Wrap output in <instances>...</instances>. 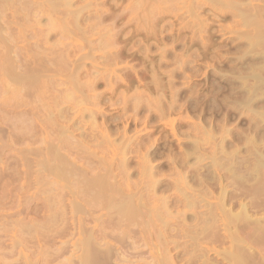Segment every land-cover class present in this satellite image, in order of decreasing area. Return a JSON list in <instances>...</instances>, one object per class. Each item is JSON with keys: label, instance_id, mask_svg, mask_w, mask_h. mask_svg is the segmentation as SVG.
I'll use <instances>...</instances> for the list:
<instances>
[{"label": "rangeland", "instance_id": "1", "mask_svg": "<svg viewBox=\"0 0 264 264\" xmlns=\"http://www.w3.org/2000/svg\"><path fill=\"white\" fill-rule=\"evenodd\" d=\"M2 1L0 0V14H1L0 15V26H1V28H0V32H1L0 33V40H2L1 41L2 43L1 42L0 43L4 44V45L2 46L0 44V46H1V48H0L1 49L0 50V224H1L0 230L2 229L0 231V256H1L0 258L3 260L2 261L0 260V264L1 263L2 264H9V263L10 264H13V263L14 264H26L25 261H27L28 264H33L35 261L37 264H39V263L40 264H56V263L60 264V263H62V261H64L65 258H67V257L71 258V256H72V258H71L72 262H74V264H79V262H77L78 260L76 261L77 257L73 256V255L78 256L79 253H81L80 252L81 249L78 250L77 249L78 246L76 247L75 244H73V241L75 243L77 240V236L79 237L80 234L79 233H78L79 235L77 234L78 231L76 229H78V228H75V227H77L76 223L72 222L73 219H72L71 213H74V212H72V210H71L72 207H70L71 204L69 202L70 200H68L70 195L68 194L69 196L67 198L63 197V199H64V200L62 199L63 201L61 200L63 195L61 196L60 200L63 202V203L61 202V204H63V206L60 207V205H59L60 200L58 202L55 199V197L57 198L59 196L60 191H59V189H57L59 192L56 193L57 191H54V190H56V188L53 187L54 188V190H53V188L49 185V184H51V182L49 181V179L51 177L48 175V177H50V178L46 179V176H47L46 171H45V174L42 173V175H41L42 177H39L40 173L44 170V169L41 170V168H43V166L45 164L51 163L52 161L56 163V160L58 161V159L59 160L61 159L60 161L65 160V159L62 160V158H59V156L57 157L58 152L60 153V157H62V155H64L63 154L64 152L67 153V151H70L67 153V156L72 157V161L74 162V164L73 163L72 164L73 165H76V164L81 165L82 164L87 169V172H86V174H88L87 176H89V174L91 175L93 173L91 171H92V169L94 170V167H96V166L97 167H96L95 171L100 170L99 169L100 167L102 170L103 167L101 165H102V162L104 161L103 159H106L105 157H107V159L104 161L105 165H108V164L114 162V164L116 163L115 165H117V167H118V164H117L118 161H116V160H119L121 156L123 157V155L127 154L128 155L127 164H125V166L126 165L129 166V168L132 166L133 167L130 169H128V167H127V169L130 170V172H131V173L130 172L128 173V170L125 169L126 167H123L120 165L122 167L121 173H122V175H124L123 169H125V170H127V171H125L127 173V175L128 174L130 175L126 179L128 180V178H130V180H132V181H130V183L132 182L131 186L133 184L131 190L133 189V191H143V192L146 189V186L145 185H144L145 187L143 186V182H144V184H146L145 182L147 181V179L143 178V177H145L144 174H142V177H141L142 172L139 170V166L141 167V165H139V166H137V165L139 163L143 162L145 152H146V154L151 153V155H147L148 157L151 156V158L150 157L148 158L151 160H148V161L151 163L152 166H154V167H152L154 169V172L156 173L157 170H158L157 172H159V173L155 174L156 175L155 177L157 179L161 178L160 180H164L163 181L164 185L159 187V189L163 188L164 191L158 190L157 193L160 195H165V196L168 195L167 196L168 198H170V197L172 198L173 196L175 197L179 194L177 187L175 186L172 189L173 186H171V184H170L173 182L171 180V178H174L175 176L177 177L176 172H174L173 166L176 164L177 168H180L181 171H182V169H183V171L184 170L187 171L188 164L195 161V159L188 158L187 159L188 163H186V161L184 162V158H183L184 154L183 153H184V150L190 148L191 144L188 143L189 141H192V139H194L198 136H199L198 139H200L201 137H203V139H205L206 134L208 132V130H207L208 128H210L211 132L214 129L212 134L218 130L216 132L217 134L216 133L213 134V136L215 135V137H213L214 138L213 140L212 139L205 140V142L211 140V144H210V142L205 143V145L201 144L202 145L201 147H204L205 151H204V149H201L200 151L202 153L206 154V156L211 153L209 155V156H211V155H213L212 154L213 151L216 150L217 144H220L219 142L221 141L220 137L222 136L221 132L223 131V129L228 130L229 132H232V133H230V135H234L235 133H238L239 131H242L243 129H247V127L249 125L248 124L249 115H257V113L259 112L258 110H261L264 107V99L263 98H261V99L258 98V100L255 101L254 106H252L251 108L246 107V105H244V103L241 102V99L244 96L243 95L244 93H242V92H244L245 86L250 85L254 81L250 77L248 78L247 75L249 74V71H251V69L254 70V68L256 70L259 69L261 67L262 63L264 62V58H263V56H264L263 48L264 47L261 48L259 45H256V43L254 44V42H256L257 40L253 41L251 39L253 45L256 47L257 46L260 47V48H258V47L257 48L260 51H262L263 54L254 46L251 47L253 49V50H251V48L248 46L249 40H250L249 37L251 34V37L253 39L257 38L256 37L257 35H255V32L252 31V30H254L255 26L254 27H252L253 25H247L246 26V24H244L245 22L242 20L243 18H245V16H240L242 11L245 14H249V15H246V17L251 16V15L254 16L255 15L254 12H255L256 13L255 16L257 18H255V16L253 18L256 21L257 20L259 21L261 18H262L261 21L264 20V14H263L264 13V11H263L264 10V0H244V1L243 0H236V1L235 0H230V1L229 0L228 1L221 0L222 2L220 0H142V2H141V0H137V1L136 0H117V1L116 0H69L71 7L65 5L63 3V1H61V2L58 1L60 4L61 3L64 4V6L62 5L61 7L59 6L60 4L57 5L58 2L56 3V5H51L49 0L48 1L47 0H44V1L43 0H41V1L40 0L39 1L38 0H31L32 2L30 0H24L26 3L23 0H20L22 3L21 2L18 3L19 0H12V1L11 0H2ZM27 1L28 2L30 1V4H32V5H28ZM36 1H37V3H36ZM51 1L55 2L57 0H54V1L51 0ZM7 2H9V4ZM11 2H13L14 5L10 4ZM38 2L41 4H39ZM46 3L48 4V6ZM238 3L240 4V7H239ZM17 4H20V5H18L20 8L18 6H16ZM43 4H46V5H43ZM21 5H23L22 8H21ZM25 5L26 6L28 5V8L24 7ZM250 5H252V6H250ZM13 6L14 7L16 6L19 11L16 8H14ZM49 6H51V7H49ZM194 6L197 8L195 9ZM234 6H235V8H237V10L234 8ZM258 6H260V7H258ZM32 7L35 8V11L33 10ZM38 7H40V8H38ZM42 7H43V9H42ZM76 7H77V9H75ZM122 7L125 8L124 9L125 12H124ZM132 7H135V8H132ZM254 7H255V9H253ZM11 8H13V9H11ZM29 8H30V10H29ZM72 8L75 9V11L72 10ZM5 9H8V10H5ZM14 9H16V10H14ZM26 9H28L29 11L28 10L26 11ZM68 9H71V10H68ZM251 9H253L255 11H253V10L251 11ZM260 9H262V10H260ZM52 10H55V11L53 12ZM62 10H64V12ZM15 11H18V12L15 13ZM31 11H33V12H31ZM37 11H39V12L37 13ZM68 11H70L69 12L70 14L68 13ZM194 11H196L195 12L196 14L194 13ZM239 11L241 13H239ZM51 12H53V13H51ZM72 12H74L75 14L77 13V15L74 16L73 15L74 13L72 14ZM80 12H81V14H80ZM111 12H113V13H111ZM2 13H3V15H2ZM29 13H30V15H29ZM67 13L69 16L67 15ZM237 13H238V15H237ZM260 13H262V14L260 15ZM37 14H38V16H37ZM56 15L59 18H57ZM87 15H89V16H87ZM101 15H103V16H101ZM11 16L12 17L15 16V18L13 17V19H10V18H12ZM70 16H72V17H70ZM73 16L75 18H73ZM19 17H22V18H19ZM23 17L24 18L26 17L25 18L26 21ZM258 17L259 18L261 17V18L259 19ZM20 19H21V21H20ZM72 19L75 21L76 24H74ZM91 19H93L94 22L91 21ZM71 20L73 23H71ZM12 21H14L13 22L14 24L12 23ZM30 21H32V23ZM76 21L79 22L80 24L77 23ZM52 22L54 24L57 23L60 26V28H59L60 30L58 29V25L56 24L57 25V27H56ZM60 22L62 23L61 25H60ZM84 22H86V23H84ZM262 22H264V21H262ZM69 23H70V25L72 24V26L68 25ZM31 24H32V26H31ZM51 24H53V25H51ZM86 24H88V25H86ZM99 24H100V26H99ZM8 25H10V26H8ZM14 25H15V27H13ZM75 25H76V27H75ZM4 26L5 27L7 26V28H5ZM20 26L22 28L18 29V28H20ZM199 26H200V28H199ZM10 27H11V29H14V31L10 30ZM28 27H29V29H28ZM65 27H67V28H65ZM74 27L77 28L79 31L78 30L76 31V29ZM103 27L106 29H104ZM16 28L18 29V31H16L17 30ZM25 28H26V30H24ZM61 28L64 30H62ZM89 28H90V30H89ZM34 29H35V31H34L35 34H34V32H32ZM39 29H41V30H39ZM7 30L9 32H11L12 34L7 32ZM83 30L86 32L84 33ZM20 31H21V33H20ZM51 31H53V32H51ZM63 31H65L67 35ZM4 33H5V35H3ZM79 33H80V35H79ZM87 33H89V34H87ZM252 33H254L253 34L254 37H253ZM21 35H22V37H21ZM38 35H39V37H38ZM30 37H32V38H30ZM42 38H45V39H42ZM248 38H249V40H248ZM9 39L11 42L9 41ZM14 39H15V41H14ZM21 39H22V41H21ZM31 39H33V40H31ZM91 39H93V40H91ZM23 40H25V41H23ZM60 40L62 43H59V42L57 43V41H60ZM14 42H16V43L18 42V43L16 44ZM24 42L27 45H25ZM49 42L51 43V45H49ZM89 42H91V43H89ZM105 42L107 44H105ZM39 43H41V44H39ZM55 43H57V44L55 45ZM42 44H43V46H42ZM90 44H91V46H90ZM15 45L18 48L15 47ZM52 45L53 46L55 45V46L53 47ZM83 45H85V48ZM87 45H88V47H87ZM93 45H94V47H93ZM38 46H39V49H38ZM50 46H52V48ZM21 47H22V52H21ZM24 47H26V48H24ZM74 47H75V49H74ZM3 48L4 49L6 48V49L3 50ZM44 48L45 49L47 48L46 51ZM48 48H50V51ZM254 48H256V50ZM43 49H44V52H42ZM65 49H66L67 53L65 52ZM36 50H38V52H36ZM4 51H6V53ZM28 51L29 52L31 51V52L29 53ZM33 51H35V52H33ZM52 51H54V53ZM241 51H242V53H241ZM2 52H4V53H2ZM23 52L24 53L26 52V54H22ZM246 52H247V55H246ZM75 53H76V55H75ZM84 53L87 55H85ZM14 54H15V56H14ZM46 54H50V55H46ZM51 54L52 55L54 54L53 56H56V55H58V56H56V59H55V57H53ZM12 55H13V58L15 57L16 62L14 59H12ZM22 55L26 56L27 58L23 57ZM62 55H64V56L66 55V57H68V59L63 56L64 58H66V60L64 61V59H61L63 57H60ZM69 55H71V56H69ZM34 56H37L36 59ZM243 56H244V58H243ZM69 57H70V59H69ZM17 58L19 60H17ZM24 58H25V60H24ZM38 58H39V60H38ZM40 59H41V61H40ZM46 59H50V60H46ZM59 59H61L62 61ZM105 59H107V60H105ZM57 60H59V62ZM11 61L13 62V64L11 63ZM49 61H50V63H49ZM63 61L66 64L62 63ZM4 63H7L6 67L9 66L8 67L9 70H7V69L5 70ZM36 63H38V64L36 65ZM28 64L31 66L29 67ZM55 64H56V66H54ZM73 64H74V66H73ZM12 65H14V67ZM23 65L28 66L29 67L28 69H30L32 66L39 68V69L37 68L38 71L36 69L37 73L35 70L33 72V74L36 73L37 76L34 77V75L32 73H31V75H33L34 79H36V82H35V80L33 81L35 84L34 87L37 86V83H38V85H40L42 82V84L40 85L41 87L38 86L36 88H33V87L31 88V86H30V85H32L31 83L30 84L27 83L29 85V86H27V84H25V82H24L25 80L22 81L24 83H22V82L20 83L17 80V78L19 76L18 74L22 73V68L23 69L25 68ZM63 65L64 66L68 65V66L65 68ZM96 65L98 66V68ZM11 66H12V68H11ZM15 66H16V68H18V66H21L22 68L19 67V69L16 70ZM41 66H43V68ZM61 66L63 69H59ZM69 67H71V69ZM262 67H264V65H262ZM41 68H42V70H41ZM31 69L33 70L35 68H31ZM43 69L44 70L46 69V70L44 71ZM12 70H13V72H11ZM39 70L44 72V73L42 72L44 74V77H43L42 73H38ZM47 70L48 71L50 70V71L48 72ZM51 70H52V73H51ZM8 71H10L11 73L16 72L18 74L15 73L14 76H16V75L17 76L14 77ZM24 71L29 73V70H24ZM66 73H67V75H66ZM49 74H52V75H49ZM53 74L56 76V78H52V76H54ZM28 75H30V74H28ZM40 75H42V76H40ZM58 76H59V78L61 77L60 79H62V78L63 79L60 80L58 78L59 79V81H58V79H57ZM93 76H95L96 79ZM263 76H264V74H263ZM36 77H38V78H36ZM244 77H246V78H244ZM11 78H13V79H11ZM43 78H45V79H43ZM76 78H78V79H76ZM38 79H39V81H37ZM53 79L55 81L56 80L57 81L56 82L51 81ZM243 79L246 81H244ZM43 80H45L47 82H45ZM81 81H83V82H81ZM84 81H87V82H84ZM17 82L20 83V85H18ZM247 82L249 84H247ZM6 83H7V85H9L7 88L8 90L5 88V86L7 87V85H5ZM10 84H11V86H12V84H15V87H16V85H18V86L24 85L25 86V87L23 86L24 91L21 92V96L18 95V98H17V96H14L13 93H11V89L14 86L12 88H10ZM44 84H45V86H44ZM53 85L56 86V88ZM77 85H80V87ZM42 86H43V88H42ZM51 86H52V88H51ZM39 87L42 88L41 92H40ZM53 87L55 90L53 89ZM63 87H64V89H63ZM83 87H87V88H83ZM82 88L85 90H83ZM9 89H10V91H9ZM46 89L48 90V92L52 89L53 90L48 93ZM65 89H67L68 92L65 91ZM21 90H23V89H21ZM35 90H38V92L40 94L42 92L43 93L40 95ZM6 91H7V93H6ZM44 91H46V92H44ZM66 93H68L69 95ZM70 93H72L73 96ZM14 94H16V93H14ZM61 94H63L64 96L66 95V96L64 97L62 95L63 97H61L60 96ZM44 95H46V96H44ZM57 95H58V97H57ZM19 96L21 98L20 100H19ZM95 96H96V99H95ZM16 98L18 101L16 100ZM51 98H52V100H51ZM54 98L56 100H54ZM38 99H39V101H38ZM22 100L25 102L23 103ZM53 100L55 101L54 103L52 102ZM85 100H87V101H85ZM43 101H44V103L42 105ZM77 101H79V102H77ZM18 102H20V103H18ZM49 102L52 104H50ZM59 102H61V103H59ZM33 103H35L37 105H35V104L33 105ZM45 104H47L46 107H45ZM71 104H73L75 107ZM51 105L53 107H54V105H56L55 109L52 110V112L50 111V114L54 113L53 114L54 116L51 115L53 117L48 115L49 114L48 113L49 112L48 107H50ZM233 105H234V108L232 107ZM17 106H19V108ZM24 106H25V108H24ZM28 108H29V110H28ZM59 108L65 109V111L69 114H66L65 112H63V114H62L63 116H62L61 112L63 110H60ZM165 109H167V110H165ZM254 109H256V110H254ZM57 110H60L59 115H61V116H57L58 114L55 113V112H57V113L59 112ZM20 113H21V115H20ZM64 113H65V115H64ZM77 113H78V115L76 116ZM91 114H93V115L90 116ZM68 115H70V116L72 115V116L70 117ZM100 115L101 116L104 115V116L100 117ZM65 116H66V118H65ZM74 116H76V117H74ZM94 116L96 119L94 118ZM133 117H135V118H133ZM48 118H50L51 120ZM197 118H198V120H197ZM54 119H56V120H54ZM81 120H83V121H81ZM114 120L117 122H115ZM191 120L195 124H193ZM51 121H54L59 125H57ZM66 121L67 122L69 121L71 123L68 122L69 123L68 124ZM216 121H218V122H216ZM47 122H48V124H47ZM81 122H82V124H81ZM51 123L53 124V126ZM103 123H104V126H103ZM41 124H43V125H41ZM50 125H51V127H50ZM62 125H65L64 127H67V128H65V129H67V131L71 130V132H73V135L71 132H68L67 135H63V136H65V137H63L62 134H60V133H62V132H60L61 129H62V131L65 132V129L62 128L63 127ZM83 125H84V127H82ZM170 125H172L173 128H171L172 126H170ZM195 125H197V126H195ZM224 125H225V127L223 128ZM75 126H78V127H75ZM98 126H99V128H98ZM190 126H191V128H190ZM194 126H195V128L196 127L197 128L195 129ZM200 126H202V127L207 126L208 128L204 127L202 130H204L205 132L204 131L202 132V130L200 129ZM198 127L200 130H198ZM104 129H105V131H104ZM171 130H174V131H171ZM100 131L103 134L100 133ZM56 132L57 133L60 132L59 133L60 135L57 134ZM90 132L94 136L91 134L89 135ZM107 132H108L109 136H111V137L106 135ZM130 132H132V133H130ZM177 132H179V133H177ZM219 133H220V135L218 136ZM104 134L108 137V139L111 138V139H109L110 141L112 140V142H110L111 144L108 143L109 142L108 139H103L105 137ZM174 134H176V135H174ZM203 134H204V136H203ZM101 135L102 136L104 135V137L102 138ZM200 135H202V136H200ZM61 136H62V138H61ZM176 136H178V138ZM59 137L61 138V140L58 139ZM89 137H91V138H89ZM192 137H194V138H192ZM45 138L47 139V141H49V139L51 142L53 141L52 142L53 144L56 143V149L55 150L53 148L54 145L52 147V145H51L52 143H50V141L49 142L45 141L46 140ZM146 138H147V140H146ZM149 138L151 141H149ZM151 138L152 139L155 138V139L152 140ZM62 139L64 140V142ZM126 139H127V141H126ZM128 139L130 141H128ZM43 140H44V142H43ZM84 140H85V142H84ZM92 140H93V142L94 141L95 142L93 143ZM142 140L143 141L145 140V141L143 142ZM74 141H76V142L79 141L80 146L78 145L79 143H74ZM80 141H82L83 144H85L84 146L87 150L85 148H83L84 146L81 147L83 144ZM90 141L92 143H90ZM114 141L116 144L113 143ZM117 141H118V143H119V141H122L125 144L124 143L122 144V142H120L118 144ZM40 142L42 145L40 144ZM101 142H102V144H101ZM129 142H131V144ZM141 142L144 143L145 147L140 145V144H142ZM235 142L236 141H233V142L227 141L226 147H230V145L232 146L233 144H236ZM60 143H61V145L64 144L63 147H61V148H63L65 151H63V149H59L60 151L57 150L60 147ZM126 143H128V145ZM138 143H139V146H141V148H138ZM57 144H58V146H57ZM96 144H97V146H96ZM123 145H126L125 147H127L128 149L125 148ZM148 145H149V147H148ZM210 145H211V147H210ZM90 146H92V147H90ZM102 146H104V147H102ZM123 147H124L123 151H125V153L123 151H121V153H120V150H122ZM207 147H209V148H207ZM50 148L51 149L53 148V150H54V152H52V150H51L52 153H50V154L56 153V156H53L54 158L52 156H50V154L48 153L49 152L48 150ZM76 148H78V149H76ZM146 148H147V151H145ZM82 149L85 151H83ZM136 149L138 152L136 151ZM78 150H80V152ZM89 150H92L93 152H91V151L89 152ZM211 150H212V152H210ZM88 152L91 153L89 156L90 158L89 157L88 158L90 160L89 166L92 165L91 166L92 168L87 166V164H86V163H88V161H86V159H88V158L85 159V157L88 156V154H89ZM94 152H95L96 156L94 155ZM122 152H123V154H122ZM198 152H199V149H198ZM70 153H72L73 155ZM78 153H80V154H78ZM46 154H48L49 157H47L48 155L46 156ZM77 154H78L79 158L81 157L80 159L77 158ZM204 154H202V155L205 156ZM113 155H115L114 159H113ZM64 156H66V154ZM64 156H63V158H64ZM116 156H118V157L116 158ZM130 156H131V159H129ZM141 156H143L142 159H141ZM46 157L49 159V161H50V157L53 159H56V160L54 161L52 159L50 162H48ZM70 157H69L68 161H70V159H71ZM98 157H99V159L101 158L103 161L101 162L99 160L97 162L96 160H98ZM110 157H112V160L110 159ZM44 158H46V160ZM75 158H77V159L75 160ZM145 158H147V157L145 156ZM178 158L179 159L181 158L179 164H181V161H183L182 164L183 165L187 164V165L186 166L185 165L184 166H181V165L178 166L177 163H175V161L179 162ZM43 159L45 161H43ZM66 159H68V158L66 157ZM128 159H129V161H128ZM203 159H205L206 161L205 160L204 161L199 160L198 163L202 162L201 164H204V165L206 164L205 165L206 168H208L207 165L210 167L209 164H210L211 159L210 158L206 159V157ZM203 159L201 158V160H203ZM108 160H110L111 162ZM171 160H174V162ZM72 161H70L69 163H71ZM223 161H224V159H223ZM225 161H226V159H225ZM91 162L94 164V166ZM99 162H101V164H99ZM106 162H109V163H106ZM171 162H173L172 164L175 163L173 166H171L172 168L169 165V164H171ZM52 164H54V163H52ZM72 164H69V165L71 167H73ZM41 165H43V166L40 168ZM82 165L80 167H82ZM115 165H113L114 170L115 169H117V170H116V172L113 170L114 174H117L116 178L118 177V180L120 179L121 180L120 182H122V178H121L122 175H120L121 173H120V171H118L119 167L115 168ZM70 166L66 165V167H68V168H71ZM98 166H100V167H98ZM78 167H79V165H78ZM105 167H107V166H105ZM169 168H171L170 169L171 171L169 170ZM208 169H211V168H208ZM119 170H121V169H119ZM171 172H174L175 175L172 174ZM118 173H119V175H118ZM157 174H159V175H157ZM185 174H187V173L185 172ZM43 175H46L45 179L47 180V182H44V181H46L45 179H44V181L39 179V178L43 179L44 178ZM139 175H140V177H139ZM173 175H174V177H173ZM162 177H164L165 179ZM177 178H179V176ZM123 179H125V176L123 177ZM170 180H171V182H170ZM36 181L37 182L41 181V182H39L40 183L39 184V183H36ZM28 182H30V183H28ZM48 182H49V184H48ZM123 182H124V180H123ZM140 182H141V184H140ZM168 182H170L169 184L171 187L168 186L169 185ZM41 183H43V185H45L44 183H47L48 184L47 186H50V189L51 188L52 189L48 192L47 190L49 188L47 186L46 187L48 189L44 188L45 186L43 187V185ZM141 185L143 186L144 189L143 188L140 189L142 187ZM30 186H32V188ZM164 188L168 189V190H165ZM42 189L45 191V193L43 192ZM52 190L54 191L53 193L58 194V196L57 195L55 196V194L52 195L51 194ZM63 190L66 193V191L68 189L65 188ZM63 190H61V192ZM176 190H177V192H176ZM29 191L30 192L32 191V192L30 193ZM46 192H48V194ZM147 192H148V190H145L144 193H147ZM68 193L71 194L70 191ZM174 193H176V194L174 195ZM61 194H63V193H61ZM29 195H30V197H29ZM36 195H38V196H36ZM51 195H52V197L54 196L53 200L55 199L54 202L55 203L57 202L56 203L57 206H56V204H53V203L51 205H53V207H54V205L56 207H60L59 211H58L59 208L55 209V207H54L55 210H52L53 207L52 206L50 207L49 201L52 198ZM71 198L73 199L72 196H71ZM73 200H71V201H73ZM152 200L153 199H150V204H151V202L153 204V201H155V200H153V201ZM44 201H45V203H44ZM51 201H52V199H51ZM68 202H69V204L66 205ZM64 206H66V207H64ZM68 206H69V209L67 208ZM181 207H180L181 210L178 209L177 207L176 208L173 207L174 208V209H172L173 210V212H172L173 216H174V214L178 216V214H177L178 212H175V210L176 211L180 210L179 212H181L183 210V208H181ZM61 208H64V209H61ZM52 211L54 212L55 215L53 214ZM99 211L103 212L104 210L102 211L99 209ZM99 211L97 209V211H94L93 215L95 214V216H96V214H97V216H99L98 214L99 213L101 214V212H99ZM50 212H52V216H51ZM187 213H189V212L187 211ZM73 215H75V217H76L77 214H73ZM78 215L83 216V214H81V215L78 214ZM57 216H60V217H57ZM50 218L52 220H50ZM73 218H74V216H73ZM173 218L169 219V223L171 222L172 225H174V223L176 224V222H177L176 218H174L175 220ZM63 219H65V220H63ZM170 220H173L176 222H172ZM188 220H189V218H188ZM45 221H47V222L44 223ZM69 221H71V222H69ZM91 222L92 221L87 222V224H88L87 228L88 229L94 227L93 223L95 221L93 223H91ZM68 223L70 226L67 225ZM34 224H35V226H34ZM41 224H42L43 228L41 227ZM3 225H4V227H3ZM89 225H93V226L91 227ZM33 226L37 230L35 228H33ZM110 226H111V223H110ZM30 227H32V228H30ZM111 227L113 228V225ZM27 229H29V230H27ZM33 229H34V231H33ZM153 230L154 229L152 228L151 231L153 232ZM61 231H62V233H61ZM35 232H37V233H35ZM22 233H24V234H22ZM31 235H34V236L31 237ZM152 235H148L149 239L147 238V240H149V243H151V240H152V244H153V242L156 243V241H154V240H156V238L152 237ZM61 236H63V237H61ZM51 237L55 238L54 239L55 242L53 241V238H51ZM64 240H66V241H64ZM14 241H15V243H14ZM61 241L63 243L64 242L66 243L68 241L66 243L65 249L61 248L65 245V243L63 245V243ZM183 241H184V239H183ZM61 243H62V245H60ZM224 243H221V245L219 244L217 246V249L222 250L224 247H226V244H229L227 242L225 244ZM71 244L74 245L73 249L71 248V247H73V245H71ZM25 245H27V246H25ZM36 245L39 249L36 247ZM68 245L70 247H68ZM41 247H43V248H41ZM56 247L57 248L60 247L63 251L62 250L60 251V248H58V252H57ZM12 249H13L14 253L12 252ZM45 249L48 251H46ZM66 249H67V251H65ZM70 249H72V250H70ZM40 250H42L41 253H40ZM43 251L44 252L46 251L47 253L46 252L44 253ZM64 251L66 254L64 253ZM74 251H77V253ZM2 252H4V256H2L3 255ZM5 252H7V253H5ZM31 252H33V253H31ZM51 252H53V255ZM61 252L65 255H63ZM35 253H36V255H35ZM67 254H69V255H67ZM207 254L210 258L212 257L213 259L214 258L215 259L218 258V260L220 259L213 250H210V251L208 250ZM20 255H21V258H23V259L20 258ZM45 256H47V257L44 258ZM56 256H58V257H56ZM184 256H178L179 258H176V261H177L176 263L177 264H184L185 263V257ZM54 257H56V259ZM73 257H75V258H73ZM181 257H182V259H181ZM31 258H33V259H31ZM51 258H52V260H50ZM6 259H9V262ZM29 259L31 261H29ZM53 259H55L56 262ZM73 259H74V261H73ZM44 260L45 261L47 260V261L44 262ZM180 260L182 262H180ZM198 263L199 262H196L194 264H198Z\"/></svg>", "mask_w": 264, "mask_h": 264}, {"label": "bare ground", "instance_id": "2", "mask_svg": "<svg viewBox=\"0 0 264 264\" xmlns=\"http://www.w3.org/2000/svg\"><path fill=\"white\" fill-rule=\"evenodd\" d=\"M2 1V0H1ZM12 1V0H11ZM24 1V0H23ZM31 1V0H30ZM30 1L28 2V5H32V4H30ZM39 1V0H38ZM41 1V0H40ZM44 1V0H43ZM48 1V0H47ZM54 1V0H53ZM58 1H63V3L65 4V5H67V6H70V1L69 0H57V1H55V2H52L51 0H49V2L51 3V5H56V3L58 2ZM117 1V0H116ZM137 1V0H136ZM221 1V0H220ZM224 1V0H223ZM226 1H228V0H226ZM230 1V0H229ZM236 1V0H235ZM244 1V0H243ZM3 2V1H2ZM1 2V3H2ZM6 2V1H5ZM15 2V1H14ZM19 2H21L20 0L18 1V3ZM25 2V1H24ZM23 2V3H24ZM32 2V1H31ZM34 2V1H33ZM141 2H142V0H141ZM140 2V3H141ZM145 2V1H144ZM188 2V1H187ZM222 2V1H221ZM242 2V1H241ZM8 4H9V2H7ZM16 3V2H15ZM22 3V2H21ZM26 3V2H25ZM35 3V2H34ZM36 3H37V1H36ZM39 3V2H38ZM63 3H57V5L58 4H60L59 6L61 7L62 5L64 6V4ZM139 3V2H138ZM148 3V2H147ZM232 3V2H231ZM248 3V2H247ZM4 4V3H3ZM7 4V5H8ZM10 4H13V2H11ZM39 4H41V3H39ZM47 4V3H46ZM46 4H43V5H46ZM192 4V3H191ZM221 4V3H220ZM239 4V3H238ZM242 4V3H241ZM2 5V4H1ZM5 5V4H4ZM14 5V4H13ZM18 5H20V4H17L16 6H18ZM24 5V4H23ZM23 5H21V8H22V6ZM28 5L26 6H24V7H27L28 8ZM215 5V4H214ZM245 5V4H244ZM249 5V4H248ZM9 6V5H8ZM14 7V8H16L17 10H18V8L17 7ZM37 6V5H36ZM47 6H48V4H47ZM58 6V7H59ZM66 6V7H67ZM135 6V5H134ZM138 6V5H137ZM197 6V5H196ZM217 6V5H216ZM231 6V5H230ZM250 6H252V5H250ZM249 6V7H250ZM261 6V5H260ZM260 6H258V7H260ZM2 7V6H1ZM19 7V6H18ZM23 7V8H24ZM49 7H51V6H49ZM71 7V6H70ZM92 7V6H91ZM195 7V6H194ZM198 7V6H197ZM197 7H195V9L197 8ZM229 7V6H228ZM239 7H240V4H239ZM20 8V7H19ZM33 8V10L35 11V8L34 7H32ZM31 8V9H32ZM37 8V7H36ZM38 8H40V7H38ZM68 8V7H67ZM123 8V7H122ZM128 8V7H127ZM132 8H135V7H132ZM140 8V7H139ZM193 8V7H192ZM234 8H235V6H234ZM243 8V7H242ZM11 9H13V8H11ZM16 9H14V10H16ZM25 9V8H24ZM42 9H43V7H42ZM48 9V8H47ZM50 9V8H49ZM66 9V8H65ZM75 9H77V7L75 8ZM75 9H73L72 8V10H74L75 11ZM82 9V8H81ZM125 8H123V10H124ZM227 9V8H226ZM236 10H237V8H235ZM253 9H255V7L253 8ZM253 9H251V11L253 10ZM5 10H8V9H5ZM28 9H26V11H27ZM29 10H30V8H29ZM28 10V11H29ZM51 10V9H50ZM68 10H71V9H68ZM191 10V9H190ZM244 10V9H243ZM260 10H262V9H260ZM11 11V10H10ZM19 11V10H18ZM18 11H15V13L16 12H18ZM22 11V10H21ZM25 11V10H24ZM42 11V10H41ZM44 11V10H43ZM53 12L55 11V10H52ZM60 11V10H59ZM63 12H64V10H62ZM241 11V10H240ZM239 11V13H241ZM253 11H255V10H253ZM264 11V10H263ZM5 12V11H4ZM3 12V13H4ZM14 12V11H13ZM31 12H33V11H31ZM30 12V13H31ZM39 11H37V13H38ZM53 12H51V13H53ZM62 12V13H63ZM67 12V11H66ZM70 11H68V13H69ZM124 12H125V10H124ZM131 12V11H130ZM196 11H194V13H195ZM238 12V11H237ZM247 12V11H246ZM3 13H2V15H3ZM20 13V12H19ZM30 13H29V15H30ZM49 13V12H48ZM57 13V12H56ZM68 13H67V15H68ZM74 12H72V14H73ZM102 13V12H101ZM111 13H113V12H111ZM13 14V13H12ZM33 14V13H32ZM43 14V13H42ZM47 14V13H46ZM50 14V13H49ZM55 14V13H54ZM70 14V13H69ZM80 14H81V12H80ZM110 14V13H109ZM108 14V15H109ZM196 14V13H195ZM242 14V15H241ZM240 14V16H245V18H243L242 20L245 22L244 24H246V26L247 25H253L252 27H254V30H252L253 32H255V35H257L256 37L257 38H255V39H253L252 37H251V34H250V40H249V38H248V40H249V47L251 48V47H253L254 45H253V43H252V40L254 41H256V42H254V44L256 43V45H259L261 48H263L264 47V22H262V21H264V20H262L261 21V19L258 21H256L253 17L256 15V13L254 12V16L253 15H251V16H248V17H246V15H249V14H245V13H243V11H242V13ZM244 14V15H243ZM262 13H260V15H261ZM264 14V13H263ZM1 15V14H0ZM20 15V14H19ZM28 15V16H29ZM74 16H76L77 15V13L75 14H73ZM105 15V14H104ZM111 15V14H110ZM237 15H238V13H237ZM17 16V15H16ZM37 16H38V14H37ZM57 16V15H56ZM63 16V15H62ZM69 16V15H68ZM73 16V18H75ZM87 16H89V15H87ZM101 16H103V15H101ZM259 16V15H258ZM3 17V16H2ZM12 17V16H11ZM14 18H15V16H13ZM13 17L12 18H10V19H13ZM70 17H72V16H70ZM78 17V16H77ZM93 17V16H92ZM110 17V16H109ZM114 17V16H113ZM250 17V18H249ZM19 18H22V17H19ZM24 18V17H23ZM26 18V17H25ZM24 18V19H25ZM46 18V17H45ZM51 18V17H50ZM57 18H59L58 16H57ZM64 18V17H63ZM91 18V17H90ZM197 18V17H196ZM225 18V17H224ZM255 18H257L256 16H255ZM18 19V18H17ZM33 19V18H32ZM35 19V18H34ZM40 19V18H39ZM61 19V18H60ZM71 19V18H70ZM78 19V18H77ZM29 20V19H28ZM56 20V19H55ZM65 20V19H64ZM73 20V19H72ZM72 20H71V23H73L74 22V24H76L75 23V21L73 20V22H72ZM79 20V19H78ZM77 20V21H78ZM90 20V19H89ZM96 20V19H95ZM236 20V19H235ZM239 20V19H238ZM17 21V20H16ZM20 21H21V19H20ZM25 21H26V19H25ZM40 21V20H39ZM76 21V22H77ZM88 21V20H87ZM91 21H93V19H91ZM241 21V20H240ZM8 22V21H7ZM6 22V23H7ZM14 21H12V23H13ZM19 22V21H18ZM17 22V23H18ZM31 23H32V21H30ZM38 22V21H37ZM51 22V21H50ZM54 22V21H53ZM52 22V23H53ZM56 22V21H55ZM94 22V21H93ZM96 22V21H95ZM141 22V21H140ZM144 22V21H143ZM242 22V21H241ZM9 23V22H8ZM7 23V24H8ZM16 23V22H15ZM59 23V22H58ZM77 23H79V22H77ZM84 23H86V22H84ZM14 24V23H13ZM20 24V23H19ZM24 24V23H23ZM22 24V25H23ZM38 24V23H37ZM49 24V23H48ZM47 24V25H48ZM54 24V23H53ZM53 24H51V25H53ZM57 24V23H56ZM56 24H54L56 27H57V25ZM62 23L60 22V25H61ZM80 24V23H79ZM93 24V23H92ZM200 24V23H199ZM26 25V24H25ZM30 25V24H29ZM34 25V24H33ZM39 25V24H38ZM50 25V26H51ZM68 25H70V23L68 24ZM86 25H88V24H86ZM98 25V24H97ZM8 26H10V25H8ZM31 26H32V24H31ZM41 26V25H40ZM49 26V25H48ZM70 26H72V24L70 25ZM78 26V25H77ZM83 26V25H82ZM99 26H100V24H99ZM108 26V25H107ZM202 26V25H201ZM245 26V25H244ZM5 27V26H4ZM13 27H15V25L13 26ZM30 27V26H29ZM29 27H28V29H29ZM35 27V26H34ZM75 27H76V25H75ZM74 27V28H75ZM106 27V26H105ZM112 27V26H111ZM203 27V26H202ZM249 27V26H248ZM0 28H1V26H0ZM5 28H7V26L5 27ZM9 28V27H8ZM22 27L20 26V28H18V29H21ZM60 28V26L58 25V29ZM63 28V27H62ZM61 28V29H62ZM65 28H67V27H65ZM73 28V27H72ZM87 28V27H86ZM95 28V27H94ZM104 28V27H103ZM107 28V27H106ZM106 28H104V29H106ZM110 28V27H109ZM199 28H200V26H199ZM17 29V28H16ZM15 29V30H16ZM18 29L16 30V31H18ZM32 29V28H31ZM47 29V28H46ZM70 29V28H69ZM76 29V31L78 30L77 28H75ZM84 29V28H83ZM247 29V28H246ZM257 29V30H256ZM3 30V29H2ZM9 30V29H8ZM7 30V32H9ZM10 30H13L14 31V29H11V27H10ZM24 30H26V28L24 29ZM39 30H41V29H39ZM48 30V29H47ZM60 30V29H59ZM62 30H64V29H62ZM74 30V29H73ZM72 30V31H73ZM85 30V29H84ZM83 30V31H84ZM89 30H90V28H89ZM111 30V29H110ZM249 30V29H248ZM35 31V29L32 31V32H34ZM46 31V30H45ZM58 31V30H57ZM68 31V30H67ZM79 31V30H78ZM82 31V30H81ZM109 31V30H108ZM107 31V32H108ZM3 32V31H2ZM6 32V31H5ZM27 32V31H26ZM43 32V31H42ZM47 32V31H46ZM51 32H53V31H51ZM63 32H65V31H63ZM86 31H84V33H85ZM114 32V31H113ZM250 32V31H249ZM1 33V32H0ZM9 33H11V32H9ZM16 33V32H15ZM20 33H21V31H20ZM23 33V32H22ZM78 33V32H77ZM82 33V32H81ZM94 33V32H93ZM112 33V32H111ZM12 34V33H11ZM19 34V33H18ZM32 34V33H31ZM34 34H35V32H34ZM39 34V33H38ZM65 34H66V32H65ZM87 34H89V33H87ZM110 34V33H109ZM243 34V33H242ZM254 33H252V35H253ZM3 35H5V33L3 34ZM16 35V34H15ZM43 35V34H42ZM67 35V34H66ZM71 35V34H70ZM78 35V34H77ZM79 35H80V33H79ZM78 35V36H79ZM45 36V35H44ZM69 36V35H68ZM67 36V37H68ZM82 36V35H81ZM249 36V35H248ZM21 37H22V35H21ZM34 37V36H33ZM38 37H39V35H38ZM46 37V36H45ZM91 37V36H90ZM100 37V36H99ZM253 37H254V35H253ZM3 38V37H2ZM10 38V37H9ZM18 38V37H17ZM27 38V37H26ZM30 38H32V37H30ZM35 38V37H34ZM23 39V38H22ZM22 39H21V41H22ZM29 39V38H28ZM27 39V40H28ZM37 39V38H36ZM39 39V38H38ZM42 39H45V38H42ZM47 39V38H46ZM90 39V38H89ZM252 39V40H251ZM31 40H33V39H31ZM30 40V41H31ZM41 40V39H40ZM91 40H93V39H91ZM2 40H0V42H1ZM9 41H10V39H9ZM14 41H15V39H14ZM20 41V42H21ZM23 41H25V40H23ZM38 41V40H37ZM44 41V40H43ZM111 41V40H110ZM11 42V41H10ZM36 42V41H35ZM46 42V41H45ZM62 43L61 42V40L60 41H57V43ZM84 42V41H83ZM88 42V41H87ZM97 42V41H96ZM2 43V42H1ZM0 43V44H1ZM8 43V42H7ZM6 43V44H7ZM14 43H16V42H14ZM18 43V42H17ZM16 43V44H17ZM25 43V42H24ZM57 43H55V45L57 44ZM82 43V42H81ZM86 43V42H85ZM84 43V44H85ZM89 43H91V42H89ZM13 44V43H12ZM36 44V43H35ZM39 44H41V43H39ZM38 44V45H39ZM75 44V43H74ZM87 44V43H86ZM97 44V43H96ZM105 44H107L106 42H105ZM2 46L4 45V44H1ZM8 45V44H7ZM25 45H27L26 43H25ZM37 45V44H36ZM35 45V46H36ZM49 45H51V43L49 42ZM54 45V46H55ZM65 45V44H64ZM67 45V44H66ZM104 45V44H103ZM41 46V45H40ZM42 46H43V44H42ZM53 46V45H52ZM52 46H50L51 48H52ZM53 46V47H54ZM63 46V45H62ZM84 46V48H85V45H83ZM90 46H91V44H90ZM11 47V46H10ZM9 47V48H10ZM15 47H17L16 45H15ZM37 47V46H36ZM82 47V46H81ZM87 47H88V45H87ZM93 47H94V45H93ZM92 47V48H93ZM106 47V46H105ZM254 47H256V46H254ZM258 47V46H257ZM256 47V48H257ZM260 47H258V48H260ZM0 48H1V46H0ZM7 48V47H6ZM5 48V49H6ZM18 48V47H17ZM16 48V49H17ZM24 48H26V47H24ZM35 48V47H34ZM64 48V47H63ZM83 48V47H82ZM83 48V49H84ZM91 48V47H90ZM99 48V47H98ZM101 48V47H100ZM247 48V47H246ZM256 48H254L255 50H256ZM257 48V49H258ZM4 48H3V50H5ZM38 49H39V46H38ZM42 49V48H41ZM45 49V48H44ZM44 49H43V51L42 52H44ZM47 49V48H46ZM46 49H45V51H46ZM49 49V51H50V48H48ZM74 49H75V47H74ZM82 49V50H83ZM244 49V48H243ZM1 50V49H0ZM19 50V49H18ZM28 50V49H27ZM60 50V49H59ZM68 50V49H67ZM78 50V49H77ZM76 50V51H77ZM80 50V49H79ZM251 50H253L252 48H251ZM259 50V49H258ZM263 50H264V48H263ZM7 51V50H6ZM6 51H4L5 53H6ZM12 51V50H11ZM55 51V50H54ZM54 51H52L53 53H54ZM57 51V50H56ZM63 51V50H62ZM260 51V50H259ZM4 52H2V53H4ZM20 52V51H19ZM21 52H22V47H21ZM29 52V51H28ZM31 52V51H30ZM29 52V53H30ZM33 52H35V51H33ZM36 52H38V50H36ZM65 52H66V49H65ZM64 52V53H65ZM87 52V51H86ZM262 54H263V52L262 51H260ZM40 53V52H39ZM56 53V52H55ZM67 53V52H66ZM74 53V52H73ZM241 53H242V51H241ZM21 54V53H20ZM19 54V55H20ZM22 54H26V52L24 53H22ZM35 54V53H34ZM85 54V53H84ZM32 55V54H31ZM46 55H50V54H46ZM52 55V54H51ZM54 55V54H53ZM52 55V56H53ZM56 55V54H55ZM75 55H76V53H75ZM85 55H87V54H85ZM246 55H247V52H246ZM6 56V55H5ZM14 56H15V54H14ZM23 57H26V56H24V55H22ZM56 56H58V55H56ZM56 56H53V57H55V59H56ZM64 55H62V56H60V57H63ZM69 56H71V55H69ZM240 56V55H239ZM35 57V59H36V57L37 56H34ZM42 57V56H41ZM51 57V56H50ZM52 57V58H53ZM64 57H66V55L64 56ZM61 58V59H64V61L66 60V58L68 59V57H66V58ZM82 57V56H81ZM94 57V56H93ZM107 57V56H106ZM110 57V56H109ZM27 58V57H26ZM29 58V57H28ZM47 58V57H46ZM243 58H244V56H243ZM246 58V57H245ZM263 58H264V56H263ZM12 59H14L15 60V62H16V59H15V57L13 58V55H12ZM30 59V58H29ZM28 59V60H29ZM34 59V58H33ZM42 59V58H41ZM41 59H40V61H41ZM54 59V60H55ZM58 59V58H57ZM61 59H59V60H61ZM69 59H70V57H69ZM17 60H19L18 58H17ZM24 60H25V58H24ZM38 60H39V58H38ZM43 60V59H42ZM46 60H50V59H46ZM52 60V59H51ZM59 60H57L58 62H59ZM105 60H107V59H105ZM31 61V60H30ZM53 61V60H52ZM56 61V60H55ZM62 61V60H61ZM62 62V63H65V62ZM71 61V60H70ZM9 62V61H8ZM14 62V63H15ZM18 62V61H17ZM20 62V61H19ZM33 62V61H32ZM43 62V61H42ZM68 62V61H67ZM11 63L13 64V62L11 61ZM41 63V62H40ZM49 63H50V61H49ZM53 63V62H52ZM74 63V62H73ZM262 63V62H261ZM264 63V62H263ZM262 63V65H264ZM7 63H4V67H5V70L7 69V70H9V66L8 67H6L7 65H6ZM35 64V63H34ZM33 64V65H34ZM38 63H36V65H37ZM66 64V63H65ZM64 64V65H65ZM255 64V63H254ZM17 65V64H16ZM45 65V64H44ZM43 65V66H44ZM50 65V64H49ZM62 65V64H61ZM63 65V66H64ZM72 65V64H71ZM70 65V66H71ZM80 65V64H79ZM95 65V64H94ZM259 65V64H258ZM262 65H261V67L259 68V69H255L254 67V70H252L251 69V71H249V74L247 75L248 76V78L250 77L251 79H253L254 81L250 84V85H247V86H245V90H244V92H242V93H244L243 95V98L241 99V102L242 103H244V105H246V107H249V108H251L252 106H254V103H255V101L256 100H258V98L259 99H261V98H263L264 99V76H263V74H264V67H262ZM13 67H14V65H12ZM12 66H11V68H12ZM25 68L23 69L21 66H18V68H16V66H15V68H16V70H18L19 69V67H21L22 68V73H20V74H18V73H16V74H18L19 76H18V78H17V80L21 83L22 81H24L25 82V84H32V85H30L31 86V88L33 87V88H36V87H38V86H40L41 84H42V82H41V84L40 85H38V83H37V86L36 87H34V80H35V82H36V79H34V77L35 76H37V71H38V69L36 68V67H31V68H35V69H28L31 65H29L28 64V66H26V65H23ZM43 66H41L42 68H43ZM48 66V65H47ZM51 66V65H50ZM54 66H56V64L54 65ZM68 65H66V66H64L65 68L67 67ZM73 66H74V64H73ZM84 66V65H83ZM97 66V65H96ZM3 67V68H4ZM45 67V66H44ZM85 67V66H84ZM256 67V66H255ZM42 68H41V70H42ZM52 68V67H51ZM54 68V67H53ZM70 69H71V67H69ZM95 68V67H94ZM97 68H98V66H97ZM100 68V67H99ZM248 68V67H247ZM36 69H37V71H36ZM47 69V68H46ZM45 69V70H46ZM59 69H63L62 68V66L59 68ZM68 69V68H67ZM83 69V68H82ZM249 69V68H248ZM15 70V69H14ZM21 70V69H20ZM24 70H29V73H27V72H25ZM34 70L36 71V73L35 74H33V72H34ZM41 70H39V72L38 73H42L43 71H41ZM44 70V69H43ZM44 70V71H45ZM73 70V69H72ZM32 71V72H31ZM41 71V72H40ZM48 71V70H47ZM46 71V72H47ZM50 71V70H49ZM48 71V72H49ZM56 71V70H55ZM63 71V70H62ZM67 71V70H66ZM247 71V70H246ZM10 74H12L13 76L15 75V73H11V72H13V70L10 72V71H8ZM57 72V71H56ZM27 73V74H26ZM31 73L34 75V77H33V75H31ZM44 73V72H43ZM42 73V74H43ZM51 73H52V70H51ZM58 73V72H57ZM63 73V72H62ZM92 73V72H91ZM239 73V72H238ZM247 73V72H246ZM263 73V74H262ZM28 74H30V75H28ZM70 74V73H69ZM74 74V73H73ZM77 74V73H76ZM75 74V75H76ZM241 74V73H240ZM49 75H52V74H49ZM54 75V74H53ZM60 75V74H59ZM66 75H67V73H66ZM234 75V74H233ZM242 75V74H241ZM17 76V75H16ZM16 76H14V77H16ZM39 76V75H38ZM40 76H42V75H40ZM55 76V75H54ZM54 76H52V78H56V76L54 77ZM65 76V75H64ZM71 76V75H70ZM78 76V75H77ZM85 76V75H84ZM246 76V77H247ZM43 77H44V74H43ZM87 77V76H86ZM91 77V76H90ZM94 78H95V76H93ZM246 77H244V78H246ZM36 78H38V77H36ZM42 78V77H41ZM47 78V77H46ZM59 78V76L57 77V79ZM61 78V77H60ZM59 78V79H60ZM74 78V77H73ZM11 79H13V78H11ZM16 79V78H15ZM40 79V78H39ZM39 79L37 80V81H39ZM43 79H45V78H43ZM59 79H58V81H59ZM63 79V78H62ZM62 79H60V80H62ZM76 79H78V78H76ZM80 79V78H79ZM86 79V78H85ZM96 79V78H95ZM244 80V79H243ZM15 81V80H14ZM43 81H45V80H43ZM51 81H54V82H56L54 79L53 80H51ZM244 81H246V80H244ZM24 82H22V83H24ZM45 82H47V81H45ZM81 82H83V81H81ZM84 82H87V81H84ZM13 83V82H12ZM18 83V82H17ZM20 83H18V85H20ZM40 83V82H39ZM58 83V82H57ZM67 83V82H66ZM75 83V82H74ZM9 84V83H8ZM27 84V86H29ZM48 84V83H47ZM51 84V83H50ZM55 84V83H54ZM60 84V83H59ZM71 84V83H70ZM239 84V83H238ZM247 84H249L248 82H247ZM5 85H7V83L5 84ZM4 85V86H5ZM18 85H16V87H15V84H12V86H11V84H10V88H12L13 86V88L11 89V93H13V95L14 96H17V98H18V95H20L21 96V92H23L24 91V88H23V86L24 85H22V86H18ZM49 85V84H48ZM62 85V84H61ZM81 85V84H80ZM80 85H77V86H79L80 87ZM8 86L9 85H7V87L5 86V88L7 89L8 88ZM26 86V87H27ZM44 86H45V84H44ZM50 86V85H49ZM48 86V87H49ZM54 86V85H53ZM60 86V85H59ZM64 86V85H63ZM76 86V85H75ZM88 86V85H87ZM25 87V86H24ZM41 87V86H40ZM39 87V88H40ZM47 87V88H48ZM55 88H56V86H54ZM54 87H53V89H54ZM89 87V86H88ZM29 88V87H28ZM27 88V89H28ZM42 88H43V86H42ZM42 88H40V92H41V89ZM51 88H52V86H51ZM83 88H87V87H83ZM82 88V89H83ZM94 88V87H93ZM230 88V87H229ZM241 88V87H240ZM5 89V90H6ZM21 89H23V90H21ZM52 89V90H53ZM60 89V88H59ZM63 89H64V87H63ZM62 89V90H63ZM71 89V88H70ZM8 90V89H7ZM26 90V89H25ZM47 90V89H46ZM52 90H50V91H52ZM55 90V89H54ZM83 90H85V89H83ZM92 90V89H91ZM232 90V89H231ZM9 91H10V89H9ZM8 91V92H9ZM20 91V92H19ZM37 93H39L38 92V90H35ZM49 91V92H50ZM65 91H67V89H65ZM71 91V90H70ZM69 91V92H70ZM87 91V90H86ZM27 92V91H26ZM44 92H46V91H44ZM47 92H48V90H47ZM48 92V93H49ZM60 92V91H59ZM68 92V91H67ZM90 92V91H89ZM6 93H7V91H6ZM14 93H16V94H14ZM36 93V94H37ZM43 93V92H42ZM41 93V94H42ZM58 93V92H57ZM63 93V92H62ZM65 93V92H64ZM159 93V92H158ZM25 94V93H24ZM31 94V93H30ZM40 94V93H39ZM38 94V95H39ZM40 94V95H41ZM66 94H68V93H66ZM71 95H72V93H70ZM52 95V94H51ZM63 94H61L60 96L61 97H63L62 96ZM69 95V94H68ZM13 96V97H14ZM20 96H19V100L21 99L20 98ZM33 96V95H32ZM44 96H46V95H44ZM59 96V97H60ZM66 96V95H65ZM64 96V97H65ZM73 96V95H72ZM94 96V95H93ZM41 97V96H40ZM51 97V96H50ZM56 97V96H55ZM57 97H58V95H57ZM15 98V97H14ZM17 98H16V100H17ZM39 98V97H38ZM70 98V97H69ZM93 98V97H92ZM42 99V98H41ZM66 99V98H65ZM95 99H96V96H95ZM51 100H52V98H51ZM54 100H56L55 98H54ZM52 101L53 103L55 102V101ZM160 100V99H159ZM240 100V99H239ZM18 101V100H17ZM16 101V102H17ZM23 101V100H22ZM38 101H39V99H38ZM42 101V100H41ZM40 101V102H41ZM85 101H87V100H85ZM158 101V100H157ZM161 101V100H160ZM236 101V100H235ZM25 101H23V103H24ZM35 102V101H34ZM37 102V101H36ZM58 102V101H57ZM77 102H79V101H77ZM81 102V101H80ZM89 102V101H88ZM155 102V101H154ZM18 103H20V102H18ZM43 103H44V101L42 102V105H43ZM47 103V102H46ZM50 103V102H49ZM59 103H61V102H59ZM68 103V102H67ZM83 103V102H82ZM156 103V102H155ZM17 104V103H16ZM35 103H33V105H34ZM48 104V103H47ZM47 104H45V107H46V105ZM50 104H52V103H50ZM56 104V103H55ZM91 104V103H90ZM26 105V104H25ZM35 105H37V104H35ZM57 105V104H56ZM56 105H54V107L51 105L50 107H48L47 109L49 110V116H51V115H53L54 113H52V114H50V111L52 112V110H54L55 109V106ZM71 105H73V104H71ZM158 105V104H157ZM162 105V104H161ZM170 105V104H169ZM21 106V105H20ZM74 106V105H73ZM18 108H19V106H17ZM75 107V106H74ZM160 107V106H159ZM233 108H234V105L232 106ZM239 107V106H238ZM24 108H25V106H24ZM91 108V107H90ZM172 108V107H171ZM17 109V108H16ZM23 109V108H22ZM34 109V108H33ZM57 109V108H56ZM60 109V108H59ZM85 109V108H84ZM163 109V108H162ZM239 109V108H238ZM21 110V109H20ZM26 110V109H25ZM28 110H29V108H28ZM47 110V111H48ZM60 110H63L62 112H61V115L63 114V112H65L66 114H69V113H67L66 111H65V109H60ZM60 110H57V111H59L58 113L57 112H55L56 114H58L57 116H61V115H59L60 114ZM91 110V109H90ZM165 110H167V109H165ZM254 110H256V109H254ZM253 110V111H254ZM258 110V109H257ZM44 111V110H43ZM56 111V110H55ZM170 111V110H169ZM259 112L257 113V115H249V119H248V127H247V129H241L242 131H239L238 133H233L234 135H230V133H232V132H229L228 130H224L223 128L225 127V125L223 126V133L221 132V134H222V136L220 137V139H221V141L219 142L220 144H217V148H216V150L215 151H213V155H211V156H209V155H207L206 156V154H204V153H202L200 150L201 149H204V151H205V148L204 147H201L202 145L201 144H204L205 145V143H207V142H210V144H211V140L210 141H207V142H205V140H208V139H214L213 137H215V135L213 136V134H215V133H213L212 134V132L214 131V129L212 130V132H211V130H210V128H208L207 126V130H208V132H207V134H206V138L205 139H203V137H201L200 139H198V137H196V138H194V137H192V138H194V139H192V141H189L188 143H190L191 145H190V148H188V149H186V150H184V162L186 161V163H188L187 162V159L188 158H191V159H195V161H193L192 163H190V164H188V168H187V171H183V169H182V171L184 172H182L181 170H180V168H177V166H176V164L175 163H177V165L179 166V165H181V166H186L187 164H182V162L183 161H181V164H179L180 163V160H181V158L179 159V162L178 161H175V165L174 164H172L173 162H174V160H171V161H173V162H171V164H169L170 165V167L171 166H173V169H174V172H176V174H177V177L179 176V178H177L176 176L174 177V175H175V173L174 172H171L172 174H174L173 175V177L174 178H171V180L173 181L172 183H170L171 182V180H170V182H168V184L170 183L171 184V186H173L172 187V189L176 186L177 187V190L179 191L178 193V195L177 196H173L172 198L170 197V198H168L167 196H165V195H160V194H158L157 192H158V190H163V188L162 189H159V187H161L162 185H164V180H160L161 178H156L155 176V174L156 173H159V172H157L156 171V173L154 172V169L152 168V167H154V166H152L151 165V163L148 161V160H151V159H148L149 157L151 158V156H147V155H151V153L150 154H146V152L144 153V159H143V162H141V163H139L137 166H139V165H141V167L139 166V170L142 172H140L141 173V177H142V174H144V176L145 177H143V178H145V179H147V181L145 182L146 184H144V182H143V186L145 185L146 186V189L145 190H148V192L147 193H144L145 192V190H144V192L143 191H133V189L131 190V188H132V186H133V184H132V186H131V183H130V181H132V180H130V178H128V180L126 179L128 176H130L129 174L127 175V173L125 172V171H127L128 169H130V168H132V167H130L129 168V166H125V164H127V157H128V155L126 156V155H123V157L121 158L120 157V159L119 160H116V161H118V167H117V165H115L114 164V162H112V163H110V164H108V165H105V163H104V161L107 159V157H105L106 159H99V157H98V160H96L97 162L100 160L101 162H102V170H101V167L100 166H98V167H100L99 169L100 170H98V171H95L96 170V167H94V170L92 169V171L91 172H93L91 175L89 174V176H87L88 174H86V172H87V169L82 165V167H80L81 165L80 164H78L79 165V167H78V165L76 166V165H73L74 164V162L72 161V157H70L71 159H70V161H72L71 163H69L70 161H68L69 160V157L67 156V153L68 152H70V151H67V153H63L64 155L66 154V156H64V155H62V157H60V153L58 152V151H60L59 149H63V148H61V147H63V145H61V143H60V147L56 150L58 153H57V157L59 156V158H62V160L63 159H65L64 161H60L59 159H58V161L56 160V159H53L54 157L53 156H56V153H53V154H50V153H52V152H54V150L56 149V143L55 144H53L51 141H50V139H49V141H50V143H52L51 145H52V147H53V145H54V150H53V148L51 149H49L48 151V153L50 154V156H52L53 158H51L50 157V161L53 159L54 161L56 160V163L55 162H51V163H48V162H50L49 161V159L47 158V157H49V155L48 154H46V158H47V160H48V164H45L44 166L43 165H41L40 166V168L43 166V168H41V170L42 169H44L41 173H40V175H39V177H42L41 175H42V173H44L45 174V171L47 172L46 174H47V176L46 175H43L44 176V178L43 179H41V178H39L40 180H42V181H44V179H45V176H46V179H49L50 177V179L52 180H50L49 179V181L51 182V184L53 185H51V184H49V182H48V184L53 188H56V190H54V188H53V190L54 191H57L56 193H58L59 191V196H58V194H56V193H53L54 191L52 190V192H51V194L52 195H54L55 194V196L57 195L58 197L56 198L55 197V199L59 202V200H60V198H61V196H62V198H61V200L63 199V197L64 198H67L69 195H70V197H69V199L68 200H70L69 202H70V204H71V206L70 207H72V212H74V213H71L72 214V219H73V223H76V226L77 227H75V228H78V229H76L78 232H77V234L79 235V237L77 236V240H76V242L74 243V241H73V244H75V246L77 247L78 246V250H80V252L81 253H79V255L77 256V255H73V256H75V257H77V259H76V261L77 262H79V264H177L176 262V258H179L178 256H184L185 257V263L184 264H194V263H196V262H199L198 264H264V107L261 109V110H258ZM22 112V111H21ZM39 112V111H38ZM164 112V111H163ZM166 112V111H165ZM43 113V112H42ZM65 113H64V115H65ZM90 113V112H89ZM96 113V112H95ZM161 113V112H160ZM19 114V113H18ZM23 114V113H22ZM29 114V113H28ZM32 114V113H31ZM45 114V113H44ZM55 114V115H56ZM94 114V113H93ZM93 114H91L90 116H92ZM20 115H21V113H20ZM19 115V116H20ZM26 115V114H25ZM35 115V114H34ZM39 115V114H38ZM78 115V113L76 114V116ZM164 115V114H163ZM40 116V115H39ZM38 116V117H39ZM48 116V117H49ZM54 116V115H53ZM53 116H51V117H53ZM63 116V115H62ZM68 116H70V115H68ZM72 116V115H71ZM70 116V117H71ZM76 116H74V117H76ZM104 116V115H103ZM103 116H101L100 115V117H103ZM46 117V116H45ZM166 117V116H165ZM168 117V116H167ZM240 117V116H239ZM58 118V117H57ZM65 118H66V116H65ZM94 118H95V116H94ZM133 118H135V117H133ZM187 118V117H186ZM185 118V119H186ZM189 118V117H188ZM225 118V117H224ZM236 118V117H235ZM48 119H50V118H48ZM80 119V118H79ZM96 119V118H95ZM126 119V118H125ZM137 119V118H136ZM148 119V118H147ZM190 119V118H189ZM200 119V118H199ZM246 119V118H245ZM51 120V119H50ZM49 120V121H50ZM54 120H56V119H54ZM84 120V119H83ZM83 120H81V121H83ZM94 120V119H93ZM141 120V119H140ZM197 120H198V118H197ZM35 121V120H34ZM41 121V120H40ZM65 121V120H64ZM115 121V120H114ZM143 121V120H142ZM192 121V120H191ZM51 122H54V121H51ZM67 122V121H66ZM69 122V121H68ZM67 122V123H68ZM115 122H117V121H115ZM170 122V121H169ZM199 122V121H198ZM209 122V121H208ZM216 122H218V121H216ZM222 122V121H221ZM55 124H57L56 122H54ZM61 123V122H60ZM69 123H71V122H69ZM68 123V124H69ZM79 123V122H78ZM85 123V122H84ZM126 123V122H125ZM192 123H193V121H192ZM191 123V124H192ZM201 123V122H200ZM210 123V122H209ZM47 124H48V122H47ZM52 124V123H51ZM64 124V123H63ZM81 124H82V122H81ZM87 124V123H86ZM90 124V123H89ZM168 124V123H167ZM173 124V123H172ZM193 124H195V123H193ZM197 124V123H196ZM41 125H43V124H41ZM57 125H59V124H57ZM56 125V126H57ZM176 125V124H175ZM49 126V125H48ZM52 126H53V124H52ZM55 126V125H54ZM63 127V129H65V128H67V127H64L65 125H62ZM100 126V125H99ZM99 126H98V128H99ZM102 126V125H101ZM103 126H104V123H103ZM142 126V125H141ZM170 126H172V125H170ZM187 126V125H186ZM192 126V125H191ZM191 126H190V128H191ZM195 126H197V125H195ZM195 126H194V128H195ZM50 127H51V125H50ZM75 127H78V126H75ZM74 127V128H75ZM82 127H84V125L82 126ZM150 127V126H149ZM152 127V126H151ZM177 127V126H176ZM205 127V126H204ZM204 127H202V126H200V129L202 130ZM205 127V128H206ZM221 127V126H220ZM44 128V127H43ZM55 128V127H54ZM96 128V127H95ZM97 128V129H98ZM101 128V127H100ZM125 128V127H124ZM171 128H173V126L171 127ZM197 128V127H196ZM195 128V129H196ZM212 128V127H211ZM42 129V128H41ZM53 129V128H52ZM58 129V128H57ZM91 129V128H90ZM112 129V128H111ZM136 129V128H135ZM142 129V128H141ZM199 129V127H198V130H200ZM69 130V129H68ZM77 130V129H76ZM210 130V131H209ZM239 130V129H238ZM237 130V131H238ZM42 131V130H41ZM47 131V130H46ZM45 131V132H46ZM67 129H65V132L64 131H62V129L60 130V132H62V133H60V134H62V136L63 135H67V133L68 132H71V130L70 131H67ZM93 131V130H92ZM104 131H105V129H104ZM118 131V130H117ZM144 131V130H143ZM171 131H174V130H171ZM179 131V130H178ZM188 131V130H187ZM186 131V132H187ZM204 130H202V132H203ZM220 131V130H219ZM236 131V130H235ZM44 132V133H45ZM49 132V131H48ZM88 132V131H87ZM113 132V131H112ZM116 132V131H115ZM142 132V131H141ZM146 132V131H145ZM199 132V131H198ZM205 132V131H204ZM211 132V133H210ZM57 133V132H56ZM59 133H57V134H59ZM72 133V135H73V132H71ZM94 133V132H93ZM100 133H102L101 131H100ZM105 133V132H104ZM126 133V132H125ZM130 133H132V132H130ZM174 133V132H173ZM177 133H179V132H177ZM196 133V132H195ZM43 134V133H42ZM53 134V133H52ZM56 134V135H57ZM59 134V135H60ZM80 134V133H79ZM91 134V132L89 133V135ZM103 134V133H102ZM189 134V133H188ZM217 134V133H216ZM69 135V134H68ZM71 135V134H70ZM91 135H93V134H91ZM105 135V134H104ZM104 135L102 136L101 135V137L103 138L104 137ZM107 136H109V134H108V132H107V134H106ZM105 135V137L103 138V139H108V137ZM112 135V134H111ZM122 135V134H121ZM174 135H176V134H174ZM185 135V134H184ZM193 135V134H192ZM220 135V133L218 134V136ZM62 136H61V138H62ZM85 136V135H84ZM94 136V135H93ZM189 136V135H188ZM200 136H202V135H200ZM203 136H204V134H203ZM63 137H65V136H63ZM98 137V136H97ZM107 137V138H106ZM109 137H111V136H109ZM130 137V136H129ZM135 137V136H134ZM133 137V138H134ZM177 138H178V136H176ZM180 137V136H179ZM42 138V137H41ZM52 138V137H51ZM54 138V137H53ZM61 138L59 137L58 139L59 140H61ZM69 138V137H68ZM72 138V137H71ZM89 138H91V137H89ZM116 138V137H115ZM127 138V137H126ZM145 138V137H144ZM143 138V139H144ZM176 138V139H177ZM46 139V138H45ZM56 139V138H55ZM54 139V140H55ZM100 139V138H99ZM109 139H111V138H109ZM108 139V140H109ZM114 139V138H113ZM152 139V138H151ZM155 139V138H154ZM154 139H152V140H154ZM186 139V138H185ZM191 139V138H190ZM63 140V139H62ZM68 140V139H67ZM71 140V139H70ZM79 140V139H78ZM95 140V139H94ZM107 140V141H108ZM146 140H147V138H146ZM178 140V139H177ZM187 140V139H186ZM216 140V139H215ZM236 141L235 143L236 144H233L232 146L230 145V147H226V142L227 141ZM45 141H47V139L45 140ZM49 141H47V142H49ZM73 141V140H72ZM106 141V142H107ZM126 141H127V139H126ZM128 141H130L129 139H128ZM143 141V140H142ZM145 141V140H144ZM143 141V142H144ZM149 141H151L150 140V138H149ZM183 141V140H182ZM219 141V140H218ZM226 141V142H225ZM42 142V141H41ZM41 142H40V144H41ZM43 142H44V140H43ZM60 142V141H59ZM63 142H64V140H63ZM62 142V143H63ZM80 142H82V141H80ZM84 142H85V140H84ZM92 142H93V140H92ZM91 141H90V143H92ZM95 142V141H94ZM93 142V143H94ZM110 142H112V140L110 141L109 140V142L108 143H110ZM120 142H122V141H119V143ZM133 142V141H132ZM140 142V141H139ZM204 142V143H203ZM213 142V141H212ZM71 143V142H70ZM74 143H79V141L78 142H76V141H74ZM73 143V144H74ZM107 143V144H108ZM113 143H115V141L113 142ZM117 143H118V141H117ZM118 143V144H119ZM124 142H122V144H123ZM130 144H131V142H129ZM142 143V142H141ZM146 143V142H145ZM46 144V143H45ZM66 144V143H65ZM82 144H83V142H82ZM81 144V145H82ZM88 144V143H87ZM101 144H102V142H101ZM111 144V143H110ZM116 144V143H115ZM125 144V143H124ZM127 145H128V143H126ZM136 144V143H135ZM42 145V144H41ZM68 145V144H67ZM79 146H80V143L78 144ZM85 144H83L81 147H83ZM92 145V144H91ZM100 145V144H99ZM104 145V144H103ZM141 146H143V147H145L144 146V143H142V144H140ZM146 145V144H145ZM57 146H58V144H57ZM96 146H97V144H96ZM124 147L126 146V145H123ZM141 146H139V143H138V148H141ZM153 146V145H152ZM151 146V147H152ZM51 147V146H50ZM72 147V146H71ZM78 147V146H77ZM90 147H92V146H90ZM102 147H104V146H102ZM124 147L122 148V150H120V153H121V151H123V149H124ZM130 147V146H129ZM142 147V148H143ZM148 147H149V145H148ZM210 147H211V145H210ZM226 147V148H225ZM49 148V147H48ZM75 148V147H74ZM83 148H85V146L83 147ZM100 148V147H99ZM125 148H127V147H125ZM207 148H209V147H207ZM76 149H78V148H76ZM86 149V148H85ZM103 149V148H102ZM128 149V148H127ZM126 149V150H127ZM169 149V148H168ZM198 149H199V152H198ZM51 150H52V152H51ZM83 150V149H82ZM87 150V149H86ZM132 150V149H131ZM145 150V149H144ZM153 150V149H152ZM209 150V149H208ZM214 150V149H213ZM55 151V152H56ZM63 151H65L64 149H63ZM77 151V150H76ZM79 152H80V150H78ZM83 151H85V150H83ZM93 152L92 150H89V152ZM136 151H137V149H136ZM145 151H147V148H146V150ZM38 152V151H37ZM88 152V153H89ZM124 153H125V151H123ZM123 152H122V154H123ZM130 152V151H129ZM128 152V153H129ZM138 152V151H137ZM180 152V151H179ZM182 152V151H181ZM210 152H212V150L210 151ZM31 153V152H30ZM40 153V152H39ZM62 153V152H61ZM76 153V152H75ZM74 153V154H75ZM99 153V152H98ZM107 153V152H106ZM204 154L205 156H203L202 154ZM209 153V152H208ZM207 153V154H208ZM55 154V155H54ZM59 154V155H58ZM70 154H72V153H70ZM78 154H80V153H78ZM78 154H77V158H79L78 157ZM84 154V153H83ZM90 154L91 153H89L88 154V156L87 157H85V159L86 158H88L89 156H90ZM101 154V153H100ZM138 154V153H137ZM146 154V155H145ZM42 155V154H41ZM73 155V154H72ZM87 155V154H86ZM93 155V154H92ZM91 155V156H92ZM94 155H95V152H94ZM93 155V156H94ZM130 155V154H129ZM43 156V155H42ZM63 156H64V158H63ZM80 156V155H79ZM96 156V155H95ZM99 156V155H98ZM126 158H125V157ZM145 156L147 157V158H145ZM202 156V157H201ZM36 157V156H35ZM44 157V156H43ZM66 157L68 158V159H66ZM109 157V156H108ZM114 157H115V155H113V159H114ZM118 156H116V158H117ZM135 157V156H134ZM140 157V156H139ZM142 157L143 156H141V159H142ZM160 157V156H159ZM180 157V156H179ZM206 157V159L207 158H210L211 159V161H210V167L207 165V167L208 168H211V169H208V168H206L205 167V165L204 164H201V163H198V161L200 160V161H204L205 159H203V158H205ZM46 158H44L45 160H46ZM77 158H75V160L77 159ZM81 158V157H80ZM79 158V159H80ZM90 158V157H89ZM89 158L88 159H86V161H88V163H86L87 164V166H89ZM186 158V159H185ZM201 158L203 159V160H201ZM43 159V161H45ZM74 159V158H73ZM78 159V160H79ZM84 159V158H83ZM96 159V158H95ZM109 159V158H108ZM110 159L112 160V157H110ZM129 159H131V156H130V158ZM129 159H128V161H129ZM165 159V158H164ZM223 159H224V161H223ZM225 159H226V161H225ZM39 161V160H38ZM84 161V160H83ZM108 161H110V160H108ZM115 161V162H116ZM163 161V160H162ZM168 161V160H167ZM206 161V160H205ZM64 162V163H63ZM101 162H99V164H101ZM111 162V161H110ZM150 164H149V163ZM52 163H54V164H52ZM73 163V164H72ZM84 163V162H83ZM92 163V162H91ZM104 163V164H103ZM106 163H109V162H106ZM68 165V166H70L69 164H72V166L73 167H71V168H68V167H66V165ZM93 164V163H92ZM130 164V163H129ZM98 165V164H97ZM107 166V167H105V166ZM113 165H115V168H118V171H120V173L122 172V167L121 166H123V167H126L125 169H127V167H128V169L127 170H125V169H123V173H124V175H122V173L120 174V175H122L121 176V178H122V182H120L121 180L119 179L118 180V177L116 178V175L117 174H114V171L116 172V170L117 169H115L114 170V166ZM121 165V166H120ZM154 165V164H153ZM168 165V164H167ZM76 166V167H75ZM92 165H90L89 167H91ZM93 166H94V164H93ZM169 167V166H168ZM92 168V167H91ZM142 170H141V169ZM159 168V167H158ZM172 168V167H171ZM171 168H169V170L171 169ZM35 169V168H34ZM39 169V168H38ZM119 169H121V170H119ZM208 169V170H207ZM90 170V169H89ZM114 170V171H113ZM168 170V171H169ZM36 171V170H35ZM95 171V172H94ZM117 171V172H118ZM163 171V170H162ZM167 171V170H166ZM171 171V170H170ZM173 171V170H172ZM130 172V170H128V173ZM165 172V171H164ZM185 172L187 173V174H185ZM131 173V172H130ZM126 174V175H125ZM166 174V173H165ZM185 174V175H184ZM48 175L50 176V177H48ZM118 175H119V173H118ZM157 175H159V174H157ZM162 175V174H161ZM37 176V175H36ZM35 176V177H36ZM125 176V179H123V177ZM164 176V175H163ZM170 176V175H169ZM38 177V176H37ZM139 177H140V175H139ZM158 177V176H157ZM135 178V177H134ZM156 178V179H155ZM162 178H164V177H162ZM176 178V179H175ZM31 179V178H30ZM38 179V178H37ZM38 179V180H39ZM45 179V180H46ZM165 179V178H164ZM168 179V178H167ZM166 179V180H167ZM170 179V178H169ZM175 179V180H174ZM113 180V181H112ZM123 180H124V182H123ZM30 181V180H29ZM143 181V180H142ZM39 182H41V181H39ZM39 182H37L36 181V183H39ZM44 182H47V180L46 181H44ZM28 183H30V182H28ZM34 183V182H33ZM32 183V184H33ZM40 184V183H39ZM42 185H43V183H41ZM45 185H43V187L44 188H47L48 190V192L52 189H50V186H47L48 184L47 183H44ZM140 184H141V182H140ZM167 184V185H168ZM170 184L168 185V186H170ZM30 185V184H29ZM34 185V184H33ZM166 185V184H165ZM47 186V187H46ZM142 186V185H141ZM143 186L140 188V189H142L143 188ZM144 186V187H145ZM170 186V187H171ZM31 188H32V186H30ZM42 187V186H41ZM42 187V188H43ZM139 187V186H138ZM28 188V187H27ZM30 188V189H31ZM65 188H67L70 192H71V194L70 193H68L67 191H66V193H65V191L63 190V189H65ZM166 188V187H165ZM164 188V189H165ZM37 189V188H36ZM57 189H59V191L57 190ZM144 189V188H143ZM43 190V189H42ZM41 190V191H42ZM46 190V189H45ZM61 190H63L62 192H61ZM165 190H168V189H165ZM170 190V189H169ZM177 190H176V192H177ZM164 191V190H163ZM30 192V191H29ZM32 192V191H31ZM30 192V193H31ZM43 192L45 193V191L43 190ZM48 192H46L47 194H48ZM160 192V191H159ZM61 193H63V194H61ZM168 193V192H167ZM36 194V193H35ZM69 194V195H68ZM158 194V195H157ZM176 193H174V195H175ZM40 195V194H39ZM50 195V194H49ZM52 195H51V197H52ZM66 195V196H65ZM36 196H38V195H36ZM35 196V197H36ZM42 196V195H41ZM71 196L73 197V199L71 198ZM29 197H30V195H29ZM50 197V198H51ZM54 197V196H53ZM53 197L51 198L52 199V201H51V199H50V201H49V204H50V207L52 206L53 207V205H51L52 203L53 204H56L55 202H54V200H53ZM44 198V197H43ZM59 198V199H58ZM71 198V199H70ZM78 199V200H77ZM150 199H153V200H155V201H153V204H152V202H151V204H150ZM49 200V199H48ZM60 200V202H59V205H60V207H62L63 206V204H61V202L64 200H62L61 201ZM71 200H73V201H71ZM157 201V202H156ZM69 202L66 204V205H68L69 204ZM72 202V203H71ZM44 203H45V201H44ZM43 203V204H44ZM63 203V202H62ZM47 204V203H46ZM58 205V206H59ZM56 206H57V204H56ZM55 205H54V207H55V209L56 208H59L58 209V211L60 210V207H56ZM69 206L67 207L68 209H69ZM182 206V207H181ZM40 207V206H39ZM47 207V206H46ZM45 207V208H46ZM54 207H53V209L52 210H55L54 209ZM64 207H66V206H64ZM173 207H177L178 209H180V207L181 208H183V210L181 211V212H179L180 210H178V211H176L175 210V212H178L177 214H178V216L177 215H175L174 214V216H173V214H172V212H173V210L172 209H174ZM36 208V207H35ZM186 210H185V209ZM38 209V208H37ZM50 209V208H49ZM61 209H64V208H61ZM66 209V208H65ZM67 209V210H68ZM97 209H98V211H99V209L100 210H104L103 212H101V211H99V212H101V214L99 213L98 215L99 216H97V214H96V216H95V214L93 215V213H94V211H97ZM35 211V210H34ZM57 211V212H58ZM187 211L189 212V213H187ZM53 212V211H52ZM52 212H50L51 213V216H52ZM56 212V213H57ZM61 212V211H60ZM67 212V211H66ZM69 212V211H68ZM36 213V212H35ZM38 213V212H37ZM62 213V212H61ZM96 213V212H95ZM53 214H54V212H53ZM73 214H77L76 215V217H75V215H73ZM78 214H83V216H79ZM55 215V214H54ZM53 215V216H54ZM70 215V214H69ZM50 216V217H51ZM73 216H74V218H73ZM94 216V217H93ZM57 217H60V216H57ZM176 218V220H177V222L176 221H173V220H170V221H172V222H176V224L174 223V225H172V223L170 222L169 223V219L171 218ZM47 218V217H46ZM76 218V219H75ZM173 218V219H174ZM188 218H189V220H188ZM54 219V218H53ZM50 220H52L51 218H50ZM63 220H65V219H63ZM70 220V219H69ZM175 220V219H174ZM67 221V220H66ZM75 221V222H74ZM90 221H92L91 223H93L94 221V227H92L93 225H89V226H91L92 228H87V226H88V224H87V222H90ZM47 221H45L44 223H46ZM54 222V221H53ZM68 222V221H67ZM69 222H71V221H69ZM110 223H111V226L113 225V228L110 226ZM54 224V223H53ZM90 224V223H89ZM171 224V225H170ZM1 225V224H0ZM67 225H69V223L67 224ZM75 225V224H74ZM34 226H35V224H34ZM33 226V228H35ZM46 226V225H45ZM70 226V225H69ZM72 226V225H71ZM3 227H4V225H3ZM39 227V226H38ZM41 227L43 228V226H42V224H41ZM54 227V226H53ZM57 227V226H56ZM73 227V226H72ZM111 227V228H110ZM30 228H32V227H30ZM45 228V227H44ZM154 229L153 230V232L151 231V229ZM36 229V228H35ZM60 229V228H59ZM2 230V229H1ZM0 230V231H1ZM7 230V229H6ZM27 230H29V229H27ZM26 230V231H27ZM37 230V229H36ZM39 230V229H38ZM47 230V229H46ZM49 230V229H48ZM51 230V229H50ZM55 230V229H54ZM61 230V229H60ZM59 230V231H60ZM33 231H34V229H33ZM75 231V230H74ZM222 231V232H221ZM29 232V231H28ZM51 232V231H50ZM35 233H37V232H35ZM61 233H62V231H61ZM22 234H24V233H22ZM30 234V233H29ZM53 234V233H52ZM75 234V233H74ZM76 234V235H77ZM154 236H153V235ZM55 235V234H54ZM148 235H152V237H155L156 238V240H154V241H156V243H154L153 242V244H152V240H151V243H149V240H147V238L149 239V236ZM28 236V235H27ZM32 236H34V235H31V237ZM57 237V236H56ZM61 237H63V236H61ZM151 237V238H152ZM25 238V237H24ZM51 238H53V241H54V237H51ZM154 238V239H155ZM28 239V238H27ZM34 239V238H33ZM183 239H184V241H183ZM17 241V240H16ZM23 241V240H22ZM27 241V240H26ZM31 241V240H30ZM60 241V240H59ZM64 241H66V240H64ZM55 242V241H54ZM62 242V241H61ZM68 242V241H67ZM66 242V243H67ZM229 243V244H226V247H224L222 250H219V249H217V246L220 244L221 245V243ZM14 243H15V241H14ZM13 243V244H14ZM17 243V242H16ZM21 243V242H20ZM63 243V242H62ZM62 243L60 244V245H62ZM65 243V242H64ZM64 243H63V245H64ZM66 243H65V247L63 246V247H61L62 249L64 248H66ZM224 243V244H225ZM19 244V243H18ZM25 244V243H24ZM23 244V245H24ZM28 244V243H27ZM55 244V243H54ZM73 244H71V245H73ZM223 244V245H224ZM59 245V244H58ZM210 247H209V246ZM21 246V245H20ZM25 246H27V245H25ZM34 246V245H33ZM41 246V245H40ZM56 246V245H55ZM15 247V246H14ZM19 247V246H18ZM23 247V246H22ZM35 247V246H34ZM36 247H37V245H36ZM44 247V246H43ZM43 247H41V248H43ZM68 247H70L69 245H68ZM67 247V248H68ZM221 247V246H220ZM25 248V247H24ZM30 248V247H29ZM38 248V247H37ZM45 248V247H44ZM57 248V247H56ZM58 248H60V247H58ZM58 248H57V252H58ZM60 248V251L62 250ZM72 249L74 248V245H73V247H71ZM145 248V249H144ZM219 248V247H218ZM39 249V248H38ZM72 249H70V250H72ZM46 250V249H45ZM208 250L210 251V250H213L216 254H217V256L220 258L219 260H218V258H210L209 256H208V254H207V252H208ZM22 251V250H21ZM25 251V250H24ZM33 251V250H32ZM39 251V250H38ZM41 251L42 250H40V253H41ZM46 251H48V250H46ZM45 251V252H46ZM59 251V252H60ZM63 251V250H62ZM65 251H67V249L65 250ZM65 251H64V253H65ZM12 252H13V249H12ZM44 252V251H43ZM44 252V253H45ZM72 252V251H71ZM74 252H76L77 253V251H74ZM3 253V255L2 256H4V252H2ZM5 253H7V252H5ZM14 253V252H13ZM31 253H33V252H31ZM38 253V252H37ZM47 253V252H46ZM52 253V255H53V252H51ZM62 253V252H61ZM63 254V253H62ZM61 254V255H62ZM66 254V253H65ZM65 254H63V255H65ZM8 255V254H7ZM14 255V254H13ZM35 255H36V253H35ZM38 255V254H37ZM67 255H69V254H67ZM188 255V256H187ZM23 256V255H22ZM50 256V255H49ZM1 257V256H0ZM17 257V256H16ZM24 257V256H23ZM32 257V256H31ZM47 256H45L44 258H46ZM56 257H58V256H56ZM56 257H54L55 259H56ZM61 257V256H60ZM75 257H73V258H75ZM3 258V257H2ZM8 258V257H7ZM20 258H21V255H20ZM37 258V257H36ZM35 258V259H36ZM43 258V259H44ZM63 258V257H62ZM71 258H72V256H71ZM70 257H67V258H65L64 259V261H62V263H60V264H74V262H72V259H71ZM17 259V258H16ZM21 259H23V258H21ZM31 259H33V258H31ZM49 259V258H48ZM55 259H53V260H55ZM58 259V258H57ZM181 259H182V257H181ZM0 260L2 261L3 259H1L0 258ZM5 260V259H4ZM8 262H9V259H6ZM11 260V259H10ZM14 260V259H13ZM37 260V259H36ZM50 260H52V258L50 259ZM63 260V259H62ZM16 261V260H15ZM29 261H31L30 259H29ZM28 261V262H29ZM47 261V260H46ZM45 260H44V262H46ZM73 261H74V259H73ZM6 262V261H5ZM26 262V264H28L27 263V261H25ZM55 262H56V260H55ZM59 262V261H58ZM76 262V263H77ZM180 262H182L181 260H180ZM24 263V262H23ZM33 263V262H32ZM36 263V261L33 263V264H35ZM2 264V263H1ZM10 264V263H9ZM14 264V263H13ZM37 264V263H36ZM40 264V263H39ZM57 264V263H56Z\"/></svg>", "mask_w": 264, "mask_h": 264}]
</instances>
